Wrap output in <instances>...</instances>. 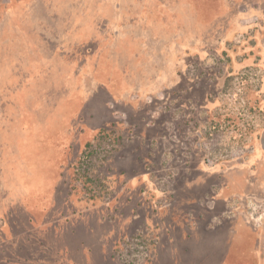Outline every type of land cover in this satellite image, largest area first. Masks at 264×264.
I'll use <instances>...</instances> for the list:
<instances>
[{
	"label": "rangeland",
	"instance_id": "1",
	"mask_svg": "<svg viewBox=\"0 0 264 264\" xmlns=\"http://www.w3.org/2000/svg\"><path fill=\"white\" fill-rule=\"evenodd\" d=\"M170 36L183 42L181 50L191 49L181 64L188 78H196L198 98L203 99L199 84L220 85L216 91L210 85L209 109L198 111L206 138L214 137L217 148L247 144L255 152L243 165L240 159L223 161L219 171L210 170L201 152H182L190 144L167 116L169 135L161 141L162 150L159 142L152 144L160 174L152 173L159 191L148 192L154 206L148 214L129 206L112 224L114 216L103 213L131 184L121 190L118 184V194H111L116 174L97 143L79 171L67 166L64 152L77 139V130L83 128L76 141L85 145L101 127L127 120L121 110L138 105L144 97L134 93L154 81L148 66L159 63L156 55L162 51L154 39L168 41ZM145 39L146 47H139ZM187 77L179 92H185ZM124 92L129 95L123 103L112 101L111 96ZM263 107L264 0H0V264H150L159 252L154 264H175L165 261L167 253L178 255L171 241L175 226L191 208L198 209L205 225V200H211L218 215L240 219L264 246V219L254 226L248 216L251 200L264 204ZM171 112L180 118L184 110L172 105ZM149 114L159 118L156 110ZM176 142L181 149L174 147ZM186 164H195L196 170L183 179L180 170ZM189 173L188 167L183 175ZM86 175L93 178L94 193L87 189L92 181ZM170 176L176 177L175 185ZM181 182L188 183L185 190ZM210 186L233 195L224 205L205 197ZM175 188L185 199L171 215L162 207L168 205L165 191ZM128 221L130 230L120 232L117 227ZM152 232H160L165 243L156 246ZM247 236L240 242L248 243ZM251 249L240 246V260L232 258L230 248L218 257L203 242L201 255L184 253L179 246V260L247 264L254 260ZM260 255L263 264L264 247Z\"/></svg>",
	"mask_w": 264,
	"mask_h": 264
},
{
	"label": "trees",
	"instance_id": "2",
	"mask_svg": "<svg viewBox=\"0 0 264 264\" xmlns=\"http://www.w3.org/2000/svg\"><path fill=\"white\" fill-rule=\"evenodd\" d=\"M244 2V0H241ZM151 4L150 6H152ZM12 8L8 7V16L11 15ZM8 18V17H7ZM6 18V19H7ZM149 37V36H148ZM146 35V39H148ZM143 40L141 43H139V47H146L147 40ZM155 42L160 43L162 51H160L156 56L159 58V63L149 64L151 78L154 79V81L150 84H147L148 86L145 91H137L134 93V97L139 98L141 101H133L134 103H138V105H126V108L121 110L127 115V120L118 119L114 120L112 122V127H101L99 131H96L88 140L85 145H82L81 142H77L76 140L79 138L80 134H83V128L77 130L76 140L73 141L66 146L65 149V155L68 156V164L67 166L73 167L77 171L81 170V167H83L87 161L86 159H91L92 156L95 153V144L101 145L102 152H104L105 158H110V170L115 175V180H113L115 184L114 192L111 194H118L117 191V185H119L120 190L123 188V185L126 186L127 184H131V186L124 188L123 196H120L115 203L112 205L110 204L109 208L106 210L108 212H104V216L106 213L108 215L114 216L112 220L109 219V223H117L118 219L120 217L125 216L124 210L132 206L134 208H140L143 209L144 212L147 214L150 213V208L154 204H149V198H148V192L150 189H153L155 192H158L159 189L154 186L155 182L152 179L153 172L157 171L156 167L158 165V159L156 156V152L153 150V142H159V151L162 150V140L163 137L167 134L169 135L168 126L167 123L168 120H165V118L168 116L170 123L174 125L175 132L178 136H180L182 139L184 136L187 138V145L190 144V146L186 147L185 150L182 152L186 154V152H190V154L197 155V153L203 154V163L204 162V151L202 148V141L206 138V133L204 132V122L202 118L199 116V110L201 108H208V106L211 104V95H210V85H215V90L220 88L219 83L217 84H199L202 85L200 87V90H203V99L201 96L198 98V94H194L193 91V83L196 80V78L191 79L186 76V65L182 66V58L187 52L189 55V51L191 49L188 47L189 51L185 50L187 48L184 47L183 42L179 40V37L176 36H170L168 39H161V38H155ZM164 45V46H163ZM153 46V45H152ZM163 49H167L166 51H163ZM177 52V54L175 53ZM182 52V54H181ZM186 53V54H187ZM185 57V56H184ZM186 64V63H185ZM246 65V64H243ZM243 65H240L241 67H244ZM149 69L147 68V71ZM148 75H146L147 78ZM188 78V81L184 83L185 92H179L180 87H178L179 84H181L182 79ZM138 82V81H137ZM200 82V81H198ZM201 83V82H200ZM139 85V83H137ZM197 84V83H196ZM182 85V84H181ZM183 86V85H182ZM178 87V88H177ZM111 92V90H110ZM126 92V91H125ZM124 92V93H125ZM158 92L162 94L158 96ZM112 93V92H111ZM125 93L124 95H118V96H111L113 99L112 101L122 102L123 98L126 99V96L129 95ZM111 95V94H110ZM120 96V97H119ZM123 96V97H122ZM132 95H130L128 98H130ZM136 98V99H137ZM181 98V99H178ZM120 99H122L120 101ZM202 99V100H201ZM123 103V102H122ZM194 104V108L190 104ZM174 105V108L176 109L178 106L182 110H184L183 115H181L180 118H175L171 113V107ZM261 107V106H260ZM264 108V107H263ZM110 109V108H109ZM149 110L151 111H158L159 118H150L151 115L149 114ZM81 112V111H80ZM84 114V112H82ZM110 115L113 114V110L110 109L109 112ZM82 121V116H81ZM118 123L120 125H118ZM114 127V128H113ZM174 132V133H175ZM81 140V139H80ZM79 140V141H80ZM83 146V150L80 148ZM174 147L177 149H181V145L179 142L174 143ZM183 147V146H182ZM181 151V150H180ZM181 153V152H180ZM182 154V153H181ZM186 160V159H182ZM243 160L245 158L240 159V165H243ZM120 163V164H119ZM224 164V163H222ZM221 163L209 167L210 170H218L219 165H222ZM195 166V164H193ZM192 164H186L187 167H184V170L181 169V173L183 176V179L187 178L188 176H191L196 169H194V166ZM89 167V166H88ZM189 167V174H184L185 170ZM158 168V167H157ZM219 171V170H218ZM156 173V172H155ZM157 178L160 176L159 173L155 174ZM92 181V187L95 186L93 182V178L90 176H87ZM169 181L175 185L176 184V177H169ZM135 181L138 182V184L135 183ZM72 184V182L70 181ZM189 183V182H188ZM74 185V183H73ZM91 185H89L87 189H90V191L95 190V187L91 189ZM184 186V187H183ZM181 188H185V183L181 182L180 185ZM86 189V190H87ZM188 189V188H187ZM185 190V189H184ZM88 191V190H87ZM164 195L166 192L167 196V206L162 208L170 209V213L175 214L178 213L175 210L178 209L179 203H181L185 196H183V193H180L179 191L173 189L172 191H161ZM110 193V192H109ZM120 194V193H119ZM122 194V193H121ZM109 203V201H108ZM157 209L154 211V213L158 212ZM174 212V213H173ZM107 215V216H108ZM136 215V214H135ZM138 217V216H136ZM111 218V216L109 217ZM185 218V217H184ZM183 218V219H184ZM108 219L107 218H104ZM115 221V222H114ZM131 222H125V225H121L117 227V229L121 231H127L130 230ZM178 225V224H177ZM177 226H175L176 228ZM121 235V233H120ZM151 239L153 241L156 240L155 245L158 246V243H165L164 237L160 235V232H156V235L154 232H152ZM161 241V242H160ZM167 241V240H166ZM159 254L155 255L153 258L150 259V264H154L157 262V257ZM179 252H178V259H179ZM176 264V263H175Z\"/></svg>",
	"mask_w": 264,
	"mask_h": 264
},
{
	"label": "crops",
	"instance_id": "3",
	"mask_svg": "<svg viewBox=\"0 0 264 264\" xmlns=\"http://www.w3.org/2000/svg\"><path fill=\"white\" fill-rule=\"evenodd\" d=\"M188 182L194 183L193 181L191 182V180ZM187 185L188 183H186L185 186ZM219 188L210 186V190L208 191L209 194L205 197L215 199L216 201L222 202V204L224 203L225 205V201H229V198L233 194L229 195V193L224 191L219 192L217 191ZM214 194L216 195L214 196ZM197 201L198 200H194L192 203H196ZM205 201L207 202V211L209 213V218L205 225L201 223L203 218L201 214L198 213V209L194 210L191 208V210L185 212V218L183 219L184 221L178 223L177 227L174 229V237L172 236L173 239L171 241L175 242V246L178 247L177 251L179 252L180 246L181 249H183L184 253L198 255V253L200 254V248L202 247L203 242H205V244L209 246V252L212 250V247L215 248V253L213 250L212 255H217L218 257H220L224 252L228 250V248H230L229 253L235 252L232 258L237 257V259L240 260V246H249V248H252L249 253L253 256L254 260L256 257V262L254 263V260H249V258L247 264H262L263 258L260 253L262 251V247H264L263 243L261 244L262 247H260L258 245L259 242L257 241V237L253 235L252 231L249 228H247L243 225L242 222H240V219L224 216L223 213H220L218 215L213 206L210 205L211 200ZM197 203L201 205L200 201H198ZM218 216L221 217V220L216 222L215 219H217ZM246 235H249L247 236L246 240L248 243L245 244V242H240L241 240L246 239ZM169 254L170 253L166 254L165 261H167L168 263L171 261H175L176 264H180L178 256L172 258L173 256L171 255L169 257ZM207 254L206 256L208 257L209 255ZM228 257H226V259ZM200 262L203 263L206 261Z\"/></svg>",
	"mask_w": 264,
	"mask_h": 264
},
{
	"label": "built area",
	"instance_id": "4",
	"mask_svg": "<svg viewBox=\"0 0 264 264\" xmlns=\"http://www.w3.org/2000/svg\"><path fill=\"white\" fill-rule=\"evenodd\" d=\"M215 141L214 137L205 138L202 141L204 162L209 167H213L223 161H233L241 158H247L255 152L254 146L247 144L217 148ZM248 216L254 226L260 225L264 219V204L256 203L251 200L249 204Z\"/></svg>",
	"mask_w": 264,
	"mask_h": 264
},
{
	"label": "flooded vegetation",
	"instance_id": "5",
	"mask_svg": "<svg viewBox=\"0 0 264 264\" xmlns=\"http://www.w3.org/2000/svg\"><path fill=\"white\" fill-rule=\"evenodd\" d=\"M239 160V159H238Z\"/></svg>",
	"mask_w": 264,
	"mask_h": 264
}]
</instances>
